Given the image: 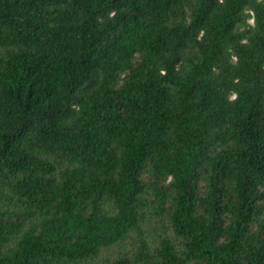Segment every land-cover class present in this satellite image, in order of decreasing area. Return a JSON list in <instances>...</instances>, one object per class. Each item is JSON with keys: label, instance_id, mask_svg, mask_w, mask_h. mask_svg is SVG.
Segmentation results:
<instances>
[{"label": "trees", "instance_id": "trees-1", "mask_svg": "<svg viewBox=\"0 0 264 264\" xmlns=\"http://www.w3.org/2000/svg\"><path fill=\"white\" fill-rule=\"evenodd\" d=\"M0 264H264V0H0Z\"/></svg>", "mask_w": 264, "mask_h": 264}, {"label": "rangeland", "instance_id": "rangeland-1", "mask_svg": "<svg viewBox=\"0 0 264 264\" xmlns=\"http://www.w3.org/2000/svg\"><path fill=\"white\" fill-rule=\"evenodd\" d=\"M115 252V249L111 251V253Z\"/></svg>", "mask_w": 264, "mask_h": 264}]
</instances>
